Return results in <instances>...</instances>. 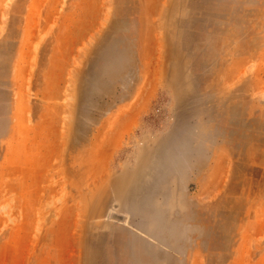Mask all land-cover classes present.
<instances>
[{
  "label": "rangeland",
  "instance_id": "obj_1",
  "mask_svg": "<svg viewBox=\"0 0 264 264\" xmlns=\"http://www.w3.org/2000/svg\"><path fill=\"white\" fill-rule=\"evenodd\" d=\"M0 264H264V0H0Z\"/></svg>",
  "mask_w": 264,
  "mask_h": 264
},
{
  "label": "water",
  "instance_id": "obj_2",
  "mask_svg": "<svg viewBox=\"0 0 264 264\" xmlns=\"http://www.w3.org/2000/svg\"><path fill=\"white\" fill-rule=\"evenodd\" d=\"M113 217L116 218V219H119V220H122L123 219V216L117 215V214H114Z\"/></svg>",
  "mask_w": 264,
  "mask_h": 264
}]
</instances>
